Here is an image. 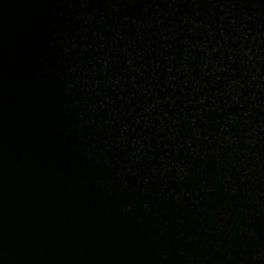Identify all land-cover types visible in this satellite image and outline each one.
Segmentation results:
<instances>
[{
  "label": "water",
  "instance_id": "95a60500",
  "mask_svg": "<svg viewBox=\"0 0 264 264\" xmlns=\"http://www.w3.org/2000/svg\"><path fill=\"white\" fill-rule=\"evenodd\" d=\"M0 264H264V0H0Z\"/></svg>",
  "mask_w": 264,
  "mask_h": 264
}]
</instances>
